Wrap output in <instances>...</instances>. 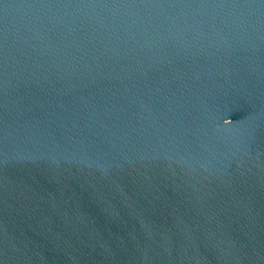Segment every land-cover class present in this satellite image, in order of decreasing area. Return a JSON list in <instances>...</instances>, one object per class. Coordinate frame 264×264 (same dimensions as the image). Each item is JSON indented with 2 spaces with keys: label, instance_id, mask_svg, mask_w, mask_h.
<instances>
[{
  "label": "water",
  "instance_id": "1",
  "mask_svg": "<svg viewBox=\"0 0 264 264\" xmlns=\"http://www.w3.org/2000/svg\"><path fill=\"white\" fill-rule=\"evenodd\" d=\"M0 264H264V0H0Z\"/></svg>",
  "mask_w": 264,
  "mask_h": 264
},
{
  "label": "clouds",
  "instance_id": "2",
  "mask_svg": "<svg viewBox=\"0 0 264 264\" xmlns=\"http://www.w3.org/2000/svg\"><path fill=\"white\" fill-rule=\"evenodd\" d=\"M224 123L227 125V124L231 123V121L227 120V122L224 121Z\"/></svg>",
  "mask_w": 264,
  "mask_h": 264
}]
</instances>
